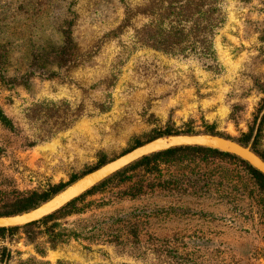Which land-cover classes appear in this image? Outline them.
I'll use <instances>...</instances> for the list:
<instances>
[{"label": "rangeland", "instance_id": "obj_1", "mask_svg": "<svg viewBox=\"0 0 264 264\" xmlns=\"http://www.w3.org/2000/svg\"><path fill=\"white\" fill-rule=\"evenodd\" d=\"M259 108L257 125L264 0H0V214L163 132L241 138ZM198 164L223 168L221 183L203 173L207 195L157 197L177 210L161 258L154 242L141 259L79 241L50 250L39 227L1 232L0 264H264V189L227 159Z\"/></svg>", "mask_w": 264, "mask_h": 264}, {"label": "trees", "instance_id": "obj_2", "mask_svg": "<svg viewBox=\"0 0 264 264\" xmlns=\"http://www.w3.org/2000/svg\"><path fill=\"white\" fill-rule=\"evenodd\" d=\"M204 19L206 18L202 17V20ZM223 20L224 14L222 12L216 16H211L208 22L212 28L216 29L221 26ZM199 54H213L210 42L199 49ZM260 110L261 108L257 110L252 126L241 138L223 136L211 128L203 131V133L233 140L245 147L250 146L251 151L264 161V154L256 146L264 122L263 113L260 122L258 125L256 124ZM180 134L196 133L191 131L163 132L150 140L161 136ZM140 145L136 144L133 148ZM218 158L236 163L264 189V175L239 157L203 146H178L143 156L106 177L55 212L23 226L0 228V233L44 227L45 243L50 250L68 245L72 241H79L86 246L110 247L116 254L127 249L130 252V257H134L132 253L137 251L139 254L136 255L135 259L145 257L147 247L144 248V244L154 242L158 244V247L153 251L159 253L157 256L161 258L160 248L162 244L160 242L163 240L160 239L159 234L164 231V220L170 216L168 212L176 213L177 210L176 208L165 207L157 200V197L170 195L179 198L185 193L196 196L207 195L206 190L200 184H207L210 181L216 184L221 183L219 180H212V177L217 174L221 175L223 168L217 170L216 167H212L210 170H205L203 173L211 174L206 180L207 183H200L204 181L201 177L205 174L196 175L199 172L195 170L200 166L199 162L208 163ZM104 164L105 162L99 163L87 173ZM160 164L166 165L167 168H162ZM212 171H215L214 174ZM77 179L73 178L68 183L59 185L37 199L24 198L19 200L22 202L19 208L2 213L0 217L13 216L31 210ZM215 194L223 198L230 195L225 189L222 190L219 187H216ZM95 196L98 198L87 201V198ZM70 218L73 219L69 220ZM141 249H144L145 252L141 253Z\"/></svg>", "mask_w": 264, "mask_h": 264}, {"label": "water", "instance_id": "obj_3", "mask_svg": "<svg viewBox=\"0 0 264 264\" xmlns=\"http://www.w3.org/2000/svg\"><path fill=\"white\" fill-rule=\"evenodd\" d=\"M187 138H204V143H211L218 146H221L225 148L226 150H221L222 152H227L230 154H233L240 159L246 161L248 164H250L254 169L259 171L261 174L264 175V161L259 158L256 154H254L250 146H242L241 144L233 141L228 140L223 137L214 136V135H208V134H191V135H170V136H161L154 138L152 140H149L140 146H137L135 148H132L126 153L121 154L120 156L106 162L104 165L98 167L97 169L83 175L79 179H77L75 182L71 183L67 187H65L63 190L59 191L55 195H53L50 199H48L45 202H42L35 208L28 210L26 212H22L17 215L13 216H7V217H0L1 220H13L17 219L19 222L18 225L15 226H23L26 224H29L31 222L40 220L41 218L55 212L56 210L63 207L65 204L73 200L74 198H77L81 194H83L85 191L105 179L106 177L110 176L114 172L122 169L123 167L127 166L128 164L142 158L143 156L160 152L169 148L178 147V146H202L198 144H179V145H173L170 147H166L164 149H158L161 146V142L163 144H169V142H172L174 140H181V139H187ZM153 150V151H150ZM220 151V150H219ZM136 156H139L136 158ZM136 158V159H134ZM131 160V161H130ZM107 174V175H106ZM105 176V177H102ZM101 178V179H100ZM99 181H96L98 180ZM96 181V182H95ZM92 182H95L93 185L82 191L81 193H76L83 187H85L88 184H91ZM42 214V215H41ZM14 226V227H15ZM0 228H9L0 226Z\"/></svg>", "mask_w": 264, "mask_h": 264}, {"label": "bare ground", "instance_id": "obj_4", "mask_svg": "<svg viewBox=\"0 0 264 264\" xmlns=\"http://www.w3.org/2000/svg\"><path fill=\"white\" fill-rule=\"evenodd\" d=\"M203 139L204 138H187V139H181V140H174L172 142H169V144H165V145L163 144V142H161V145H163V146H161L158 149H164L166 147H170V146H173V145H179V144H198V145H202L203 147L213 148V149L222 150V151L223 150H226L225 148H223L221 146H218V145H215V144H211V143H208V142L207 143L201 142V141H203ZM150 151H153V150H150ZM137 157H139V156H136V158ZM136 158H134V159H136ZM102 177H105V176H102ZM96 181H99V179L96 180ZM95 182H92L91 184H88L85 187L81 188L76 193V195L79 194V193H81L82 191H84L85 189H87L88 187H90L91 185H93ZM17 221H18L17 219H13V220H1L0 219V226H4V227H14L15 225H18L19 224V222H17Z\"/></svg>", "mask_w": 264, "mask_h": 264}]
</instances>
